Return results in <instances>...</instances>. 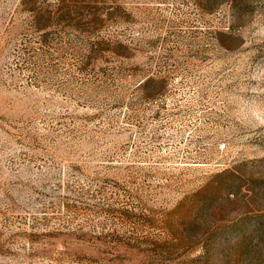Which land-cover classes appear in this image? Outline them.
Returning a JSON list of instances; mask_svg holds the SVG:
<instances>
[{"label": "rangeland", "instance_id": "obj_1", "mask_svg": "<svg viewBox=\"0 0 264 264\" xmlns=\"http://www.w3.org/2000/svg\"><path fill=\"white\" fill-rule=\"evenodd\" d=\"M0 264H264V0H0Z\"/></svg>", "mask_w": 264, "mask_h": 264}]
</instances>
